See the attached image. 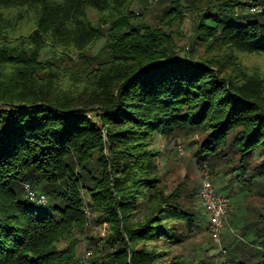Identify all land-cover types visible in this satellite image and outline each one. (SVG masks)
Instances as JSON below:
<instances>
[{
  "label": "trees",
  "instance_id": "trees-1",
  "mask_svg": "<svg viewBox=\"0 0 264 264\" xmlns=\"http://www.w3.org/2000/svg\"><path fill=\"white\" fill-rule=\"evenodd\" d=\"M132 1L0 0V264H84L85 207L108 227L88 264H182L168 256L193 230L198 187L161 184L156 133L198 132L197 162L235 153V180L264 176V71L245 59H264V7L235 11L264 0H170L155 25ZM183 6L197 56L179 54ZM242 227L211 264H264V213Z\"/></svg>",
  "mask_w": 264,
  "mask_h": 264
},
{
  "label": "rangeland",
  "instance_id": "rangeland-1",
  "mask_svg": "<svg viewBox=\"0 0 264 264\" xmlns=\"http://www.w3.org/2000/svg\"><path fill=\"white\" fill-rule=\"evenodd\" d=\"M220 1V0H218ZM243 1V0H240ZM249 1V0H248ZM170 0H133L131 8L139 10L141 16L150 25H155L163 8L168 5ZM185 3V2H183ZM247 5L236 7L235 11L241 15L247 14ZM194 9H187L183 6L184 19L178 26V33L175 39L178 44L179 54L185 56L193 54L197 56L203 52V46L190 45V37L193 33L196 13ZM27 26V25H26ZM29 27V24L28 26ZM176 26L172 27L173 32ZM191 48V49H190ZM191 50V51H190ZM89 53L100 58L106 55L103 39L89 50ZM44 55H42L43 57ZM248 64L259 67L264 71V59L258 56L245 58ZM201 140V134L192 132L185 135L165 137L156 133L152 137V147L157 153L158 174L161 184L167 189L172 190L178 186H185L188 190H195L199 185L201 167L205 165L209 172L216 189L226 193L230 200V207L226 214L224 228L221 232L222 245L228 248L242 235V225L248 220L255 219L259 214L264 213V176H251L249 171L245 174L244 180H235L231 173H227V168L238 158L237 154L230 153V162L220 161L214 168L210 169L208 162L204 159L197 162L196 148ZM261 155L255 153L249 157V165L258 162ZM225 171V172H224ZM195 198V208L197 210L196 223L192 232L176 244L171 246V256L178 255V261L182 264H202L200 260L215 261L217 252L216 242L210 237L206 230V215L201 211V205ZM89 211V210H88ZM89 223L85 232L81 235L76 244V253L83 256L84 249H91L94 243H98L108 231L107 223L101 221L99 214L89 211ZM251 238L252 236L249 235ZM248 239V237H247ZM203 261V262H204Z\"/></svg>",
  "mask_w": 264,
  "mask_h": 264
},
{
  "label": "built area",
  "instance_id": "built-area-1",
  "mask_svg": "<svg viewBox=\"0 0 264 264\" xmlns=\"http://www.w3.org/2000/svg\"><path fill=\"white\" fill-rule=\"evenodd\" d=\"M148 1L153 3L156 0ZM263 7L264 3L258 2L247 6L246 9L249 12H259L263 9ZM134 12L137 14L139 10H134ZM22 186L24 187L28 198L34 199L39 203H45L46 196L43 193L31 190L26 183H22ZM197 197L206 215V230L208 231L210 237L216 242L217 252L215 261H217L219 257H223L225 255V247L221 242V232L224 228L226 214L230 207V200L226 193L219 192L216 189L205 165L201 167ZM85 213L88 217L89 211L86 207ZM90 254V250L84 249L82 256L84 264H88Z\"/></svg>",
  "mask_w": 264,
  "mask_h": 264
},
{
  "label": "crops",
  "instance_id": "crops-1",
  "mask_svg": "<svg viewBox=\"0 0 264 264\" xmlns=\"http://www.w3.org/2000/svg\"><path fill=\"white\" fill-rule=\"evenodd\" d=\"M206 220V219H205Z\"/></svg>",
  "mask_w": 264,
  "mask_h": 264
}]
</instances>
